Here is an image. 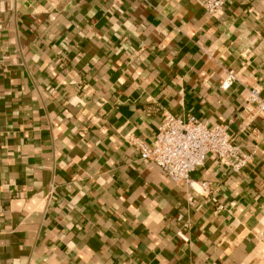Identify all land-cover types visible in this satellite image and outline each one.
I'll list each match as a JSON object with an SVG mask.
<instances>
[{"label": "crops", "instance_id": "1", "mask_svg": "<svg viewBox=\"0 0 264 264\" xmlns=\"http://www.w3.org/2000/svg\"><path fill=\"white\" fill-rule=\"evenodd\" d=\"M205 1L0 0V264H264V0ZM164 111L244 167L140 161Z\"/></svg>", "mask_w": 264, "mask_h": 264}, {"label": "built area", "instance_id": "2", "mask_svg": "<svg viewBox=\"0 0 264 264\" xmlns=\"http://www.w3.org/2000/svg\"><path fill=\"white\" fill-rule=\"evenodd\" d=\"M222 7V0H206L203 4V9L210 15ZM233 80L235 77L229 73L222 88L228 89ZM249 100H258L255 91L251 92ZM258 108L263 110L264 103L259 102ZM134 145L138 149L140 161L155 164L172 182L185 185L190 184L191 173L201 167L207 157L219 162L231 161L233 172L241 170L246 163L227 126L208 127L195 117L182 119L167 111L162 113L152 146L147 147L142 143ZM201 186L205 187L206 183L203 182Z\"/></svg>", "mask_w": 264, "mask_h": 264}]
</instances>
